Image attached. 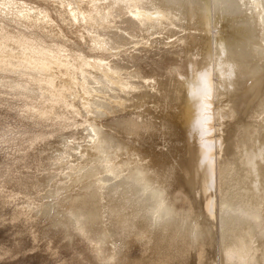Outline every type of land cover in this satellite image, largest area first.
<instances>
[{"label":"bare ground","instance_id":"6f19581e","mask_svg":"<svg viewBox=\"0 0 264 264\" xmlns=\"http://www.w3.org/2000/svg\"><path fill=\"white\" fill-rule=\"evenodd\" d=\"M4 106L0 264H264V0H0Z\"/></svg>","mask_w":264,"mask_h":264},{"label":"rangeland","instance_id":"374dc122","mask_svg":"<svg viewBox=\"0 0 264 264\" xmlns=\"http://www.w3.org/2000/svg\"><path fill=\"white\" fill-rule=\"evenodd\" d=\"M5 108H7V107H5L4 106V108H2V109H0V116H1V118H0V121L1 122H3L4 123V125H3V123H1L0 122V127H4L5 126V124H9V123H11V121L14 123V124H20V125H23L25 122H27V120H24L23 118H19V116L18 115H16L17 113L14 111L13 112V109L12 108H9V110L8 111H6V109ZM8 109V108H7ZM3 111H6V112H3ZM1 112H3V113H1ZM16 113V114H15ZM3 114H4V116H3ZM5 114H6V116H5ZM8 114V115H7ZM16 115V117H15V115ZM11 119V121H10V119L8 118V117ZM5 120V122L4 121H2V120ZM10 122H9V121ZM18 120H20V122L18 121ZM24 121V122H23ZM9 122V123H8ZM16 122V123H15ZM28 123V122H27ZM1 124H2V126H1ZM25 125V124H24ZM24 127V126H23ZM34 128H36V126H32V129H33V131H38V127L36 128V129H34ZM1 129V128H0ZM39 132V131H38ZM54 135V134H53ZM52 135V136H53ZM44 137H47V136H44ZM55 139V138H54ZM9 146V145H8ZM10 152H11V150H8L5 154L6 155H8V156H12V155H9L10 154ZM9 153V154H8ZM14 154H16V152L14 153ZM19 264H31V263H29V261L28 260H26V259H23L22 260V262L21 263H19Z\"/></svg>","mask_w":264,"mask_h":264},{"label":"snow or ice","instance_id":"6c2138e0","mask_svg":"<svg viewBox=\"0 0 264 264\" xmlns=\"http://www.w3.org/2000/svg\"><path fill=\"white\" fill-rule=\"evenodd\" d=\"M228 75H229V77H231V75H232L231 71H229ZM199 79L201 81V86L199 88L195 89L192 94H193V96L201 97V110L203 111L204 108H206L207 106L203 104L202 97L206 94L210 95L211 89L208 87L207 73H202L200 75ZM207 119H208V117H203L202 120L199 121V123L202 124Z\"/></svg>","mask_w":264,"mask_h":264}]
</instances>
